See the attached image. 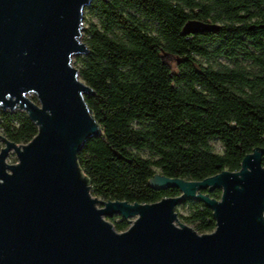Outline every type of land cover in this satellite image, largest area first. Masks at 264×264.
I'll return each instance as SVG.
<instances>
[{"label":"water","instance_id":"obj_1","mask_svg":"<svg viewBox=\"0 0 264 264\" xmlns=\"http://www.w3.org/2000/svg\"><path fill=\"white\" fill-rule=\"evenodd\" d=\"M92 1L0 0V108L25 111L39 127L28 143L0 134V264H264L262 147L240 170L203 180L155 173L151 186L181 191L155 203L90 193L77 152L101 128L85 100L96 91L72 57L90 50L81 30ZM11 150L16 163L7 161ZM206 188L221 189V198ZM192 200L213 209L214 231L177 220L176 206ZM116 214L137 217L118 231L104 217Z\"/></svg>","mask_w":264,"mask_h":264},{"label":"trees","instance_id":"obj_2","mask_svg":"<svg viewBox=\"0 0 264 264\" xmlns=\"http://www.w3.org/2000/svg\"><path fill=\"white\" fill-rule=\"evenodd\" d=\"M84 10L98 22L84 41L89 52L77 55L79 73L96 91L85 100L101 129L79 147L77 160L95 195L155 203L181 194L149 184L155 167L167 177L203 180L240 170L248 153L264 148V0H93ZM164 54L177 57V70ZM0 120L16 143L39 132L22 110H2ZM213 138L223 153L214 151ZM189 202L183 219L200 233L214 231L213 209ZM110 218L118 231L130 226Z\"/></svg>","mask_w":264,"mask_h":264},{"label":"rangeland","instance_id":"obj_3","mask_svg":"<svg viewBox=\"0 0 264 264\" xmlns=\"http://www.w3.org/2000/svg\"><path fill=\"white\" fill-rule=\"evenodd\" d=\"M97 22H98V18H97V17H94V16L88 14V13H87V10H84V17H83V24H82L83 27H82V30H81V40H82V41H85V39L88 37V28H89V26H90L92 23H97ZM78 55H83V54H78ZM164 58H165V60L170 64V66L172 67L173 70H177V62H178V59H177L176 56H174V55H170V54H164ZM72 60H73V61H72V62H73V65H74L77 69H80V67H81V63L78 61V59H77V55H74V56L72 57ZM219 61L222 62V63H228V61H227L226 59H224V58H221ZM79 77H80V79H82V80L85 82V80L81 77L80 73H79ZM29 96H30L34 101H36V102L39 103L38 98H37V95H36L35 93H32V94H30ZM2 110H3V109L0 108V111H2ZM0 122H1V120H0ZM0 134H2V135L5 136L2 127H0ZM210 143H211V145L213 146L215 152H217V153H223V152H224V146H223V143H222L218 138H213V139H211V140H210ZM4 146H5V141H4L3 138H0V150H1V148L4 147ZM131 151H132L133 153L139 154V155H141V156H143V157H145V158H154V159H156L155 156L153 157V153H152L151 151H149L148 149L138 150V149H136V148H131ZM7 161H8L9 163H16V162H18V156H17V154H16V152H15L14 150H11V151H10V153H9V155H8V157H7ZM154 169H155V172H156L157 174H162V171H161L160 168L155 167ZM184 179H185V180H189V179H186V178H184ZM196 192L198 193V191H196ZM90 193H91L94 197H98L100 200H102V201H106V200H105L104 198H102L101 196L95 195V194L93 193V189H92V187L90 188ZM103 205H104L103 202H98V203H97V206H98V207H102ZM191 210H192V204H191L190 202H187V201H186V202H180V203L176 206V208H175V211H176V213H177V220H178L180 223H183V224H185V225H188V226L192 227L194 230L198 231V229H197L195 223L189 222V221L183 219V217H182V216H187V215H189L190 212H191ZM113 216L116 218V221H119V220L122 218V216H120V215H118V214L113 215ZM104 217H105L107 220L111 221V218H110L111 216L104 215ZM136 217H137V216H131V217L128 218V220H130V221H129L130 224L133 222V220L136 219ZM177 220L175 221V223H176L177 225H180V223H179ZM111 222H112V221H111ZM198 232H199V231H198ZM199 233H200V232H199ZM201 234H203V233H201Z\"/></svg>","mask_w":264,"mask_h":264}]
</instances>
